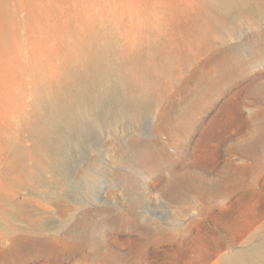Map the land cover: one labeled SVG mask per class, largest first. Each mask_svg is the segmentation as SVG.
Segmentation results:
<instances>
[{"label": "rangeland", "instance_id": "1", "mask_svg": "<svg viewBox=\"0 0 264 264\" xmlns=\"http://www.w3.org/2000/svg\"><path fill=\"white\" fill-rule=\"evenodd\" d=\"M6 1L20 28L0 54V264H227L264 246V0ZM103 34L151 93L117 116L92 94L74 133L55 129V173L33 153L39 71Z\"/></svg>", "mask_w": 264, "mask_h": 264}, {"label": "bare ground", "instance_id": "2", "mask_svg": "<svg viewBox=\"0 0 264 264\" xmlns=\"http://www.w3.org/2000/svg\"><path fill=\"white\" fill-rule=\"evenodd\" d=\"M203 2L210 10L218 9L222 12H228L232 8L242 10L252 2L257 7L253 0H203ZM26 5H29V2ZM9 7L8 1L0 0V54L4 53L7 42L15 39L13 35L16 33L13 32L20 28L17 25L19 19L12 18L13 13L14 17L18 15L17 10L10 12ZM88 37L80 39L75 48L68 50L65 57L57 63L56 67L62 66L63 69L59 80V72L55 66L39 71L41 81L50 88L44 92L35 91L33 95L35 106L42 110V114L36 117L30 126L35 143L33 153L45 156L51 151L53 155L51 162H36V164L46 163L55 173L67 171L62 162L56 161L58 156L54 144L55 129L58 125H65L74 133L80 116L86 111L85 103L89 98L92 100V94L95 95L100 89L104 90L111 103L116 106L114 115L117 116L120 111L127 112L130 107L139 106L151 93L146 69L122 65L115 59L107 58V52L114 44L111 36L103 34L99 37L93 38V35L89 39ZM166 59L167 57L165 61ZM71 61L75 62L70 63ZM159 69L163 71L164 64L162 69ZM157 70L153 69L155 74ZM200 98L202 99L201 95ZM97 101L99 100H93V102ZM27 154L28 151H21V155ZM150 163L145 162V165L149 166ZM224 261L227 264H264V246L246 252H235L227 255Z\"/></svg>", "mask_w": 264, "mask_h": 264}]
</instances>
